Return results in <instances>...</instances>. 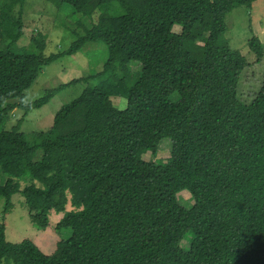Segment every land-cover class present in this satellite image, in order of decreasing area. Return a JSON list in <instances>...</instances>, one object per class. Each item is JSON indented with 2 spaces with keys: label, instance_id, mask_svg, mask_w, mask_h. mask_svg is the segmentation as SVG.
I'll use <instances>...</instances> for the list:
<instances>
[{
  "label": "trees",
  "instance_id": "16d2710c",
  "mask_svg": "<svg viewBox=\"0 0 264 264\" xmlns=\"http://www.w3.org/2000/svg\"><path fill=\"white\" fill-rule=\"evenodd\" d=\"M25 1L0 8V127L24 111L0 130L3 214L20 193L38 228L49 227L55 210L65 212L58 229L72 232L45 254L31 239L7 240L1 223L0 264H264V80L250 103L239 98L241 77L261 62L264 44L249 38L250 62L225 37L227 15L256 0H47L90 20L49 56L44 35L28 50L12 49L24 35ZM99 42L100 71L25 97L45 66ZM79 83L87 84L81 94L29 140L25 116ZM113 96L126 97V107ZM168 138L167 162L143 158ZM183 190L194 198L190 209L178 200Z\"/></svg>",
  "mask_w": 264,
  "mask_h": 264
},
{
  "label": "rangeland",
  "instance_id": "374dc122",
  "mask_svg": "<svg viewBox=\"0 0 264 264\" xmlns=\"http://www.w3.org/2000/svg\"><path fill=\"white\" fill-rule=\"evenodd\" d=\"M5 0H0V8ZM71 7V6H70ZM60 10L54 4L47 0H26L24 4V35L12 48L15 52L28 50L32 44V38L41 35L45 36L46 48L45 55L66 50L72 42L77 39L72 28L78 31V35H83L86 28L84 22L90 23V20L84 15L72 13L71 8ZM121 11V9H119ZM99 12L93 15V20L97 21ZM82 22V25L77 22ZM227 32L225 37L233 48L239 49L248 61H254L255 55L250 52L248 40L252 35H258L264 44V0H256L251 8L246 6L235 7L226 17ZM180 25L174 26L175 32H181ZM2 45L0 44V49ZM25 48V49H23ZM103 51L106 56V46L99 43H91L83 51L74 55H67L59 60L44 67L33 85L25 91V97L35 100L41 97L49 88L56 87L70 80L88 76L100 71L104 61ZM106 58V57H105ZM134 73L141 69L140 63L132 62L129 66ZM264 80V57L259 63H252L244 71L239 89V98L243 102L250 103L260 91ZM86 83H79L67 87L55 95L46 105L31 110L26 116L21 126L29 140H33L37 132L47 131L54 122L56 112L65 104L77 98ZM130 86V85H129ZM174 100L178 95L172 96ZM112 101L119 109H124L127 105V98L124 96H113ZM24 111L17 109L12 112L9 119L0 127V130H10L22 117ZM172 148L171 140L164 139L159 145L158 153L152 154L147 152L143 155L146 160L155 162H167L170 158ZM42 151H38L35 158L39 159ZM30 180L29 177L22 179L21 186L24 187ZM178 200L181 205L190 209L195 201L188 190L178 193ZM6 199L0 197V224L5 223L7 240L17 243L24 239L33 240L36 245L45 253L52 254L55 252L60 240L68 238L71 235V228L58 229L57 224L64 217L65 212L52 210L50 213V225L43 230L38 228L30 217L25 197L17 193L12 196V208L7 214H3ZM72 207L68 205V209ZM5 217V218H4ZM184 249L190 248L189 240L181 241ZM2 264H9V259L5 258Z\"/></svg>",
  "mask_w": 264,
  "mask_h": 264
}]
</instances>
